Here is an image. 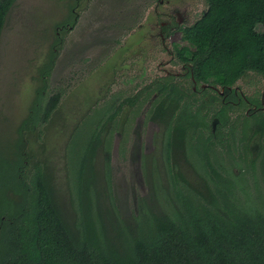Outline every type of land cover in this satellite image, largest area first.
I'll list each match as a JSON object with an SVG mask.
<instances>
[{
	"label": "rangeland",
	"instance_id": "374dc122",
	"mask_svg": "<svg viewBox=\"0 0 264 264\" xmlns=\"http://www.w3.org/2000/svg\"><path fill=\"white\" fill-rule=\"evenodd\" d=\"M72 4L78 14L77 23L60 32L57 23L66 18ZM206 9L205 0H16L0 45V154L6 159L2 170L8 171L10 179L16 181L19 176L28 182L41 168L65 214L70 221L76 220L81 212L76 186L80 156L90 137L87 135L97 129L110 147L113 178L112 186H93L99 193L89 189L87 211L91 209L97 217L102 204H111L123 222L134 224L136 216L148 213L151 206L168 208L176 186H162L167 180L165 170H161L164 161L161 145L156 142L157 128L151 144L147 128L141 154L139 140L132 134L122 136L121 151L115 157L119 138L107 119L119 101V92L126 90L123 84H127V79L123 82L119 77L123 65L128 68L129 63L139 62L145 69L152 68L147 73L148 80L156 75L162 58L169 59L161 53L160 44L151 42L160 39V23L171 20L190 26ZM177 12L184 18L182 24ZM56 35L60 40L57 57L43 83L39 69ZM142 45H152L147 53L149 59L134 58ZM254 76L264 86L261 75L253 73L247 78ZM42 86L45 100L60 94L59 104L50 119L35 131L23 134L24 141L19 144V129L30 114L36 90ZM121 94L124 98L128 92ZM110 108L112 111L107 113ZM257 124V120L246 126L232 121L231 136L217 145V159H212L217 173L208 165L205 171H193L190 181L198 186L189 187L206 194L208 186L219 184L228 188L232 200L241 206L264 212V175L260 167L264 134L259 141L255 138ZM113 127L116 128L115 123ZM251 160H255L253 167L249 165ZM19 162L23 163L18 165ZM11 167L16 172H9ZM104 167L103 154L99 153L101 183L106 182ZM148 171L154 172L155 181L146 179ZM9 186L13 184L9 182ZM107 225L112 228L110 223Z\"/></svg>",
	"mask_w": 264,
	"mask_h": 264
},
{
	"label": "trees",
	"instance_id": "16d2710c",
	"mask_svg": "<svg viewBox=\"0 0 264 264\" xmlns=\"http://www.w3.org/2000/svg\"><path fill=\"white\" fill-rule=\"evenodd\" d=\"M205 1L202 16L181 27L194 50L183 48L180 55L191 58L197 76L216 83L233 84L251 73L264 77V0ZM15 2L0 0V45ZM74 9V4L69 6L66 18L57 23L58 31L75 25ZM59 43L56 35L40 66L43 83ZM44 88L36 90L30 114L19 129V144L23 134L35 131L57 109L60 94L45 100ZM253 115L259 122L255 137L259 139L264 113ZM92 147L80 156L82 178L97 171ZM5 162L0 154V264H264V212L241 206L226 187L208 186L204 194L176 186L168 208L151 206L131 224L123 222L111 204H102L94 217L91 209L87 211L88 191L99 192L93 186H78L81 212L73 222L58 203L45 171L40 168L28 182L19 176L11 181L8 171L2 170ZM254 164L255 160L249 162ZM260 167L264 175V141Z\"/></svg>",
	"mask_w": 264,
	"mask_h": 264
},
{
	"label": "flooded vegetation",
	"instance_id": "af4514ba",
	"mask_svg": "<svg viewBox=\"0 0 264 264\" xmlns=\"http://www.w3.org/2000/svg\"><path fill=\"white\" fill-rule=\"evenodd\" d=\"M163 15L169 16L167 13ZM181 17L180 12H177L179 22ZM159 27L158 37L160 39L154 41L152 39L151 42L160 44L161 53H165L169 59L162 58L158 68L155 69L154 78L146 79L147 73L152 68L145 69L140 66L139 62L129 63L128 68L123 65L119 70L120 79L123 82L124 78L127 79V84H123L126 90L119 92V101L113 106V113L107 119L108 125L116 130L119 138L114 147V155L118 157L121 151V137H128L129 134L140 141L141 154V141L147 128H149L150 144L152 141L154 143V128H157L156 142L161 145L164 161L161 170H165L167 180V184L162 186H198L191 183L190 178L193 175L190 173L199 169L205 171L207 165L213 172L212 163H215L217 159L216 147L222 143L223 139L228 140L231 136L234 130L232 121L235 125L246 126L250 121L256 120L253 114L264 113V86L257 76L247 78V75L233 84L226 85L216 83L211 77L200 78L193 70L192 61H188L191 58L188 59L179 53L183 48L194 50L190 42L183 38L181 30L183 26H180L178 22L175 24L168 20L162 21ZM150 50H152V45H142L140 53H136L134 58L149 59L150 56L147 53ZM55 51H57L56 47ZM124 91H127L128 95L123 98L121 93ZM112 110L110 108L107 113ZM114 123L116 128L113 127ZM42 125L35 127L38 129ZM256 126L258 128V124ZM87 136L90 137L83 151L89 145L93 146V162L96 169L98 154H103L104 170L107 172L106 182L99 181L97 169L93 174L86 172L87 179L80 177L78 172L76 186H112L113 174L109 144L106 138L102 137L101 130L93 129ZM81 162L80 160L79 163ZM89 163L90 161L87 160L85 164ZM38 170L40 168H37L31 176L35 175ZM147 178L155 181L154 172L148 171Z\"/></svg>",
	"mask_w": 264,
	"mask_h": 264
},
{
	"label": "water",
	"instance_id": "95a60500",
	"mask_svg": "<svg viewBox=\"0 0 264 264\" xmlns=\"http://www.w3.org/2000/svg\"><path fill=\"white\" fill-rule=\"evenodd\" d=\"M183 19H184V18H183V17H181V20H180V22H181V23L183 22ZM260 147H261V146H260Z\"/></svg>",
	"mask_w": 264,
	"mask_h": 264
}]
</instances>
